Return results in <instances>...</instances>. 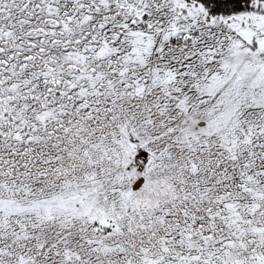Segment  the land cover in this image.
<instances>
[{
	"label": "snow or ice",
	"instance_id": "obj_1",
	"mask_svg": "<svg viewBox=\"0 0 264 264\" xmlns=\"http://www.w3.org/2000/svg\"><path fill=\"white\" fill-rule=\"evenodd\" d=\"M0 264H264V0H0Z\"/></svg>",
	"mask_w": 264,
	"mask_h": 264
}]
</instances>
